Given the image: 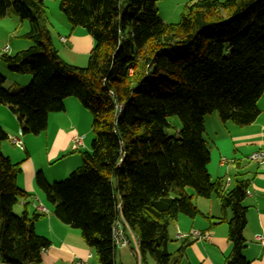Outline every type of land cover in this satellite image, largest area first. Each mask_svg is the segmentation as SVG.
Returning a JSON list of instances; mask_svg holds the SVG:
<instances>
[{"label": "trees", "instance_id": "16d2710c", "mask_svg": "<svg viewBox=\"0 0 264 264\" xmlns=\"http://www.w3.org/2000/svg\"><path fill=\"white\" fill-rule=\"evenodd\" d=\"M158 1L60 0L71 25L95 42L87 66L79 67L55 47L45 0H0V18L12 9L29 21L33 42L0 53L11 72L32 76L28 86L11 89L0 73V107L13 110L24 135L44 132L69 97L91 112V150L76 149L81 166L62 181L49 182L42 172L36 180L56 216L81 230L98 264H116L117 225L127 236L135 232L145 264L148 256L157 264H188V240L168 251L170 226L180 214H201L196 198L213 194L232 212L226 264H250L243 253L250 181L236 178L228 189L212 178L204 134L209 114L241 127L260 114L264 0H193L177 23L160 17ZM174 116L182 128L169 135ZM6 139L0 126V261L42 264L52 243L35 226L45 214L30 212L32 195L18 184L21 163L1 149ZM21 201L25 209L17 214Z\"/></svg>", "mask_w": 264, "mask_h": 264}, {"label": "crops", "instance_id": "0c3cea01", "mask_svg": "<svg viewBox=\"0 0 264 264\" xmlns=\"http://www.w3.org/2000/svg\"><path fill=\"white\" fill-rule=\"evenodd\" d=\"M58 28L60 41L61 37L65 36L68 38L67 43L72 44V47L79 44L88 45L91 39L94 40L81 27L72 28L64 23ZM24 45L27 44L17 48V52L26 49L27 46ZM6 47L10 49L9 45ZM1 73L6 77V86L12 75L8 72ZM10 86L11 89L19 88L20 84L15 81ZM263 97L264 94L261 98ZM69 98L65 100V110L50 114L47 129L38 135L22 134L18 116L9 106L0 107V126L8 135V139L2 142L1 149L14 162H20L22 165L18 184L32 195L27 199V202L30 203V212L37 210L35 203L42 204L49 210L36 222L35 226L37 233H42L46 237H49L50 234L55 236V240L49 238L52 245L43 251L42 264H75L79 261L91 264L90 261L93 257L91 249H88L86 245L70 243L71 237L78 236L76 231L78 229L63 223L56 216L54 206L47 203L48 199L36 180L37 174L42 172L49 182L57 181L79 165V159L76 157H71L72 162L69 166L63 163L72 150L75 152L77 148L80 149V147H75L74 138L81 136L78 135L81 131L73 124L69 108L82 109L76 101ZM258 107L260 114L256 121L243 127L231 122H223L217 113L209 114L205 117L204 134L211 149L208 170L212 178L225 180L228 189L234 187L236 178H246L250 181L245 200V204L248 206V221L244 230L247 246L243 251L250 264H264V245L257 239L259 235L264 237V163L249 160L252 154L264 152L263 100H259ZM66 129L69 131L64 134L63 131ZM57 133H59L61 142L54 141L52 143L51 137ZM15 137L22 139L23 147L18 148L12 142V138ZM84 141L83 138V145ZM86 145L88 147L89 142ZM59 165L60 167H58ZM196 203L201 214L194 218L180 214L170 226L169 232L172 227V234L180 244L184 240L190 242L186 258L188 264H226V258L232 250L228 241V220L232 217V212L230 210L223 211L216 194L209 198L198 197ZM24 209L25 201H21L15 206V211L23 212ZM223 217L226 220L221 222L220 219ZM192 230L205 232L211 236L209 239H199L193 236L178 238L177 236L179 231L190 233Z\"/></svg>", "mask_w": 264, "mask_h": 264}, {"label": "rangeland", "instance_id": "374dc122", "mask_svg": "<svg viewBox=\"0 0 264 264\" xmlns=\"http://www.w3.org/2000/svg\"><path fill=\"white\" fill-rule=\"evenodd\" d=\"M192 1L193 0H159L157 3L159 15L164 21L168 23H177L181 19V14L184 11L185 6ZM45 5L47 9V16H48V27L52 35L53 43L55 47L60 51L61 57L68 63H71L79 67H86L89 62L90 53L95 44L94 40L91 39L88 45L79 44L76 47H72V44L61 42L60 41V31L58 28L59 25L61 24L63 25L65 23L67 25H70L72 28H75V27L71 25L67 16L61 10L60 0H45ZM81 28H83L84 32L88 34V31L84 27H81ZM30 30H31V23L27 20L21 21L19 16L15 14V12L12 9H10L6 17L0 18V53L9 52L10 54H15L18 50L17 48H20L21 46H23V44H27V45H24V46H27V48L31 46L33 42L27 36V33ZM8 45L10 46V49L9 47L8 49H6L7 48L6 46ZM76 52H79V53H76ZM0 67H1L0 70H3L1 72L3 73L8 72L13 76V77L11 76L9 83L6 84L5 86L6 88H11L10 85L13 84L15 81L18 84H20L19 88L28 86L32 80V76L30 74H17V73L11 72L6 66V64L1 60V58H0ZM69 99H71L72 101H76V103H78V105H80L82 109V110H78V108H75V107L69 108V114L73 121V124H75L81 131L80 133H78V135H81L85 141H87L88 139L87 142H89L88 147H86L87 142L85 144V141H84V145H82V147L80 146V150L82 152L91 150L92 139L94 136L93 129H92V123H93L92 114L87 108L83 106V104L78 100V98L70 97ZM261 100L264 101V97L261 98ZM169 120H170L171 126L166 129V132L169 135L176 134V132L182 128V123L178 116L171 117ZM68 131L69 129H66L65 131H63V133L64 134L68 133ZM33 135H36V134H33ZM60 139L61 138L59 137V133L54 134L51 137V140H53L52 143L54 141L58 142L60 141ZM17 147L19 148L20 146H17ZM71 157H76L79 159V165L76 166L74 169H72V171H74L81 166L82 158L78 151L74 152V150H72L71 154L66 158L67 160L63 162L64 165L69 166L71 164L72 162ZM58 167H60V165ZM69 174L57 181L65 180L69 176ZM46 201L49 205H51V202H49L48 200ZM15 212L17 214L22 213L18 211H15ZM171 230H172V227H171ZM171 230L169 232L171 241L168 244V251L170 253H174L180 246V243L178 240L175 239ZM76 231L78 233V236L71 237V238L69 237L70 243L86 245L88 249H91L85 243L82 237L81 230L78 229ZM128 233H129L128 234L129 238L131 240L130 246H127V247L118 246L117 247L116 264H145L143 257H142L140 247L137 244V235L135 234V232L131 230H129ZM39 234L43 235L42 233H39ZM54 237L55 236L51 234L49 235V237L47 236V238H50L51 240H55ZM91 251L93 253V257L90 263L98 264L94 251L93 250ZM0 264H6V263H3L0 261ZM147 264H157V262L155 261L154 258H152L151 256H148Z\"/></svg>", "mask_w": 264, "mask_h": 264}, {"label": "built area", "instance_id": "2783aa9c", "mask_svg": "<svg viewBox=\"0 0 264 264\" xmlns=\"http://www.w3.org/2000/svg\"><path fill=\"white\" fill-rule=\"evenodd\" d=\"M61 41L63 43H67L68 42V38L63 36V37H61ZM6 49H8V47ZM12 142L16 146L23 147V145H24L23 141H22V139L20 137L12 138ZM74 144H75V147L82 146L83 145V137H81V136L75 137L74 138ZM249 160L250 161H256V162H259V163H264V152H257V153L252 154L251 157L249 158ZM35 207L37 208V210L40 213L47 214L49 212L48 208L45 207L42 204H38V203L36 204L35 203ZM177 236H178V238H187V237L193 236V237H196V238H199V239H209L211 235L208 234V233H205V232L192 230L190 233H182V232L179 231ZM257 239L259 240V242L261 244L264 245V237L259 235V236H257ZM114 240H115V243H116L117 247L118 246L127 247L131 243V240H130L129 236H127L125 234V232L123 231L122 226H120V225H117L114 228ZM137 244L139 246L138 237H137ZM75 264H85V263L79 261V262H76Z\"/></svg>", "mask_w": 264, "mask_h": 264}]
</instances>
